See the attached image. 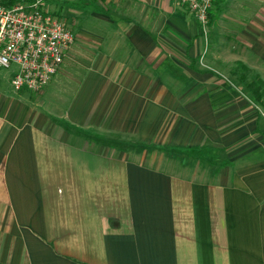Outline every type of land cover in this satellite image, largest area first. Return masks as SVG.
<instances>
[{
  "label": "crops",
  "instance_id": "1",
  "mask_svg": "<svg viewBox=\"0 0 264 264\" xmlns=\"http://www.w3.org/2000/svg\"><path fill=\"white\" fill-rule=\"evenodd\" d=\"M47 2L42 96L0 69V264H264V0Z\"/></svg>",
  "mask_w": 264,
  "mask_h": 264
},
{
  "label": "built area",
  "instance_id": "2",
  "mask_svg": "<svg viewBox=\"0 0 264 264\" xmlns=\"http://www.w3.org/2000/svg\"><path fill=\"white\" fill-rule=\"evenodd\" d=\"M206 33L214 0H175ZM74 36L47 0H0V69L14 92H40L60 68Z\"/></svg>",
  "mask_w": 264,
  "mask_h": 264
},
{
  "label": "trees",
  "instance_id": "3",
  "mask_svg": "<svg viewBox=\"0 0 264 264\" xmlns=\"http://www.w3.org/2000/svg\"><path fill=\"white\" fill-rule=\"evenodd\" d=\"M241 70L246 71L247 69L241 66ZM240 79L244 80V74L241 75ZM245 86L255 102L261 103L264 101V83L258 77L250 82H245Z\"/></svg>",
  "mask_w": 264,
  "mask_h": 264
},
{
  "label": "rangeland",
  "instance_id": "4",
  "mask_svg": "<svg viewBox=\"0 0 264 264\" xmlns=\"http://www.w3.org/2000/svg\"><path fill=\"white\" fill-rule=\"evenodd\" d=\"M52 8H53V10H57L56 6H54V7H52ZM52 8H51V9H52ZM43 90H44V89H43ZM43 90H42V91H43ZM42 91H40V92H32V93H29V94H30L31 96H34V97H36V96L39 97V96H42V93H41ZM32 98H33V97H32Z\"/></svg>",
  "mask_w": 264,
  "mask_h": 264
}]
</instances>
